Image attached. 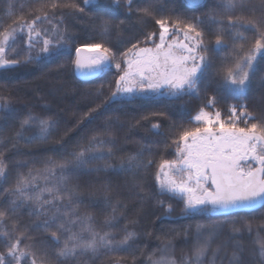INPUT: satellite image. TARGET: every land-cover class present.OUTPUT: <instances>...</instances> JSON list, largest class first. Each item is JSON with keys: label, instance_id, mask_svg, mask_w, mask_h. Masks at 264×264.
I'll use <instances>...</instances> for the list:
<instances>
[{"label": "snow or ice", "instance_id": "obj_1", "mask_svg": "<svg viewBox=\"0 0 264 264\" xmlns=\"http://www.w3.org/2000/svg\"><path fill=\"white\" fill-rule=\"evenodd\" d=\"M119 2L120 0H115V3ZM198 2L199 0H193V3ZM261 2L264 3V0ZM83 3L89 5L91 0H83ZM131 3L132 0H127L129 8ZM247 3L248 0H221L210 15V19L220 25L215 36L216 47L212 52L219 53L221 47L225 46V36L233 39L231 60L222 64L219 74L222 76L224 87L234 93L245 92L256 71L257 57L264 56V18L234 15L238 8L243 9ZM61 6L84 11V8L75 2L61 5L59 0H52L50 5L41 3L34 9L38 14L31 21H26L21 15L18 17V29L9 26L0 32V68L20 62L18 59H9L6 55L9 42H15L18 30L24 32L26 29L28 61L33 59L30 53L37 44L40 45V53H49L66 45L69 39L65 35L67 30H61L59 25L52 24L48 12L45 11L48 7L55 10ZM11 8L10 0L9 15L12 14ZM138 11L143 16H153L151 6ZM44 21L52 24V28L41 29L37 26L38 22ZM13 23L17 21L14 20ZM155 23L160 28L159 43L154 47L143 48L133 44L132 48L123 54L126 68L121 69V64L115 63L116 69L121 70L122 74L116 80V89L111 93L110 100L117 97L132 100L147 92L158 93L161 89H166L173 98L185 94L198 95V83L211 66L203 30L196 23H186L179 18L171 22L168 18H160L156 19ZM240 28L251 29L255 34L254 42L247 49L244 44L248 37L239 30ZM108 30L109 22L103 21V32ZM146 40L154 41V34H150ZM115 58V53L110 47L102 42H93L76 47L72 63L78 71L87 69L89 72H95L111 64ZM208 104L214 106L215 99L209 100ZM4 107L7 109V105ZM242 117H246L243 120L244 127L240 126ZM194 120L199 126L184 129L178 140L174 141L177 144V159L164 160L159 165L156 180L161 194L180 195L186 211L203 212L210 209L264 205V121L249 123L248 121L255 120V117L249 115L243 106L239 113L237 107L232 106L226 120L222 118L221 112L211 113L202 108ZM54 127L55 121L51 117H39L30 112L20 120L15 138L46 141ZM158 127L159 125H153V128ZM30 128L37 129L38 134L25 137V130ZM109 143L110 141L100 135H93L87 145H81L72 154L71 159L61 162L49 159L43 169H29L26 176L18 174L14 186L4 189L9 197L8 209L7 212L0 210V224L5 222L9 213L14 216L21 207L31 206L30 215L44 217L36 228L50 232L55 245L52 250L60 264H79L80 258L84 256L90 255L95 259L102 250L113 251L128 245L135 238V233L125 230L124 236L116 241L110 231H97L91 223V216L82 219L75 215L77 209L72 207V203L78 191L76 188H69L67 184V173L70 171L105 159L103 150ZM106 152L109 158L113 156L112 147H107ZM150 164V160L145 164L142 153H137L129 155L127 160L121 159L120 169L135 172ZM109 166L105 164V168ZM0 178L7 179V164L3 153H0ZM38 180L44 181L43 187L37 183ZM65 199L67 204L63 203ZM115 211L113 208V212ZM73 215L75 219L71 218ZM114 219V216L106 217L104 223L113 227ZM78 223L79 229L74 230ZM53 227L55 231H51ZM248 230L251 231L250 226ZM215 235V226L206 234L198 231L197 242L191 254H184L179 262L172 254L174 249L165 245L159 250L161 255L158 258H149L150 264H217L219 247L211 251L209 258L211 242ZM0 236L4 238L6 247V253H0V264H22L25 258H30V264H52L48 257L49 246L44 242L37 246L35 237L29 235L26 230L18 231L16 223L12 224L10 231H0ZM61 236L64 237L62 241ZM23 241L28 243H24L22 247ZM258 243L259 250L255 255L260 264H264V239ZM37 253L40 254L39 257ZM243 253L242 242L235 240L228 256V264H244Z\"/></svg>", "mask_w": 264, "mask_h": 264}, {"label": "trees", "instance_id": "obj_2", "mask_svg": "<svg viewBox=\"0 0 264 264\" xmlns=\"http://www.w3.org/2000/svg\"><path fill=\"white\" fill-rule=\"evenodd\" d=\"M9 2L10 0H0V32L9 26L18 29V17L21 15L26 21H31L38 14L34 9L41 3L50 5L52 0H11V15H9ZM68 2H75L84 8V11L79 12L63 6L55 10L48 7L45 11L48 12L52 24L61 27H64L71 18L83 19L86 25L84 36L78 35L76 38L68 39L66 45L56 50L54 54H31L33 57L31 61L27 60L28 54H15L17 48L21 46L24 48L25 42L27 43L26 29L24 32L18 30L15 42H9L7 58L18 59L19 63H24L27 73L24 75L9 73L4 76L0 74V90L4 92L3 96H0V153H3V159L7 164V179L0 178V210L7 212L9 197L4 189L14 186L18 174L26 176L29 169H43L49 159L56 162L71 159L72 154L81 145H87L89 139L98 134L106 141H110L103 150L105 159L96 160L83 168L67 173L68 187L76 188L78 191L72 203V207L77 209L75 215L82 219L91 216V223L97 231L101 233L110 231L114 239L119 241L124 236L125 230L128 231L129 225L135 222L144 209L145 203L152 205V208L155 207L156 212L148 219L143 232L128 231L136 234L128 245L113 251L102 250L95 259L90 255L84 256L80 258L79 264H142L145 257L155 248L159 235H166L190 217H209L207 214L192 216L184 211L174 218L165 216L168 205L166 206V199L162 196L166 194H161L156 175L159 165L164 160L177 159V144L174 141L178 140L179 134L184 129L194 128L193 115L211 99H215L214 107L219 109L240 103L249 115L255 117V120L250 121H264V87L254 93L243 95L242 100L238 102L236 98L222 99V93L225 92L222 82L213 77L212 79L209 77L210 80L205 75L198 83V95L185 94L173 98L160 93H151L132 100L126 97L110 100L111 93L116 89V80L107 83L104 77L108 73L113 74L114 67L88 81L78 80L73 74L72 61L75 49L88 43V38L96 35L100 19H111L117 13L130 15L136 13L137 19L141 14L139 9L151 6L153 16L141 14L142 21L137 27L139 44H142L145 36L148 37L158 30L155 21L160 15L161 17L169 15L173 20L179 18L186 23H196L204 32L206 47L212 51L215 48L216 31L220 25L214 23L210 15L221 0H202L199 4H188L184 0H132L131 8L128 7L127 0H120L119 4L115 3V0H91L89 5H85L83 0H59L61 5ZM252 5L257 11L255 17L264 16V3L261 0H248L247 5L243 9L238 8L239 11L234 15L247 16L249 9L253 10ZM14 20L17 23L14 24ZM45 23L48 22H38L37 26L40 28ZM224 25H227L226 19ZM224 42L225 46L221 47L218 54L222 57L227 54L224 61H230L233 42L229 39ZM128 46L127 44L124 47L127 49ZM14 67H17L16 64L0 68V73L4 69ZM45 81L50 87L59 89L61 95H58V98L48 97V102L46 100L44 102L40 99H31L24 92L30 84ZM103 87H107L106 94L101 96L94 94L96 88ZM224 94L228 96L227 98L231 97L227 93ZM88 99L90 101L86 106ZM22 100H26L28 104L25 108L16 109L15 102ZM4 105H7V109ZM30 112L39 117H51L55 121V127L50 130L46 141L15 138L20 120ZM153 125L159 127L153 128ZM37 134L38 130L34 128L26 129L24 133L25 137H33ZM107 147H112L113 156L110 158L107 156ZM137 153H142L145 164L149 160L151 164L135 172L122 171L121 159L127 160L129 155ZM105 164L110 166L105 168ZM57 172L59 173V170ZM37 183L41 187L44 185L43 180H38ZM63 203L67 204V199ZM113 208L116 209L115 212ZM30 210L31 206H24L18 209L14 216L9 213L5 222L0 224V231H10L12 224L16 223L18 231L26 230L29 235L35 237L37 246L40 242L48 245V257L52 264H60L52 250L55 245L50 232L36 228L44 217L30 215ZM75 215L71 218L75 219ZM113 216L114 226L109 227L104 220ZM78 229L79 223L74 226V230ZM55 230V227L51 229V231ZM63 238L61 236V241ZM24 243L28 241H23L22 247ZM0 253H6L2 236H0ZM39 255L37 253L38 257ZM22 264H30V258H25Z\"/></svg>", "mask_w": 264, "mask_h": 264}, {"label": "rangeland", "instance_id": "obj_3", "mask_svg": "<svg viewBox=\"0 0 264 264\" xmlns=\"http://www.w3.org/2000/svg\"><path fill=\"white\" fill-rule=\"evenodd\" d=\"M252 9L253 10L249 9V11L247 12L248 13L247 16H253V15L255 16V14H257L256 8L253 5H252ZM238 11L239 10H237L236 12ZM136 15H137L136 13H132V15L117 13L114 14L113 18L111 19H105V18L100 19V26L97 29L96 35L94 37L88 38V43L102 42L107 47H110L112 51L115 53V57H116L115 60L111 64L106 65L102 70L97 71V75H98V74H102L107 69H110L111 67L113 69L114 67L113 74L108 73L104 77V80L105 81L107 80V83L112 82V80L114 82L119 78V75L122 74L121 70L116 69L115 63L119 62L121 64V69L126 68V64L124 63L125 57L123 56V54L127 52L128 48L129 49L132 48L133 44H137L138 47L140 48V47H154L155 44L159 43V32H160L159 25H157L158 30L156 32H153L154 41L146 40L147 36H145L142 44L138 43L139 35L137 34L138 33L137 27L141 23L142 19H140L141 14L137 19H136ZM165 16L166 17H161L160 15V17H158L157 19L168 18L170 22L173 21L172 17H169V15H165ZM259 16L260 18H264L263 15H259ZM103 21L109 22V30L106 33L103 32ZM121 21H123V23H121ZM40 28L51 29L52 24L45 23ZM59 28L61 30L66 29L67 31L65 35L69 39H72V38H76L78 35H83L84 31L86 30V25L83 19L79 17H75L69 19V21L66 22L64 27L59 26ZM239 30L243 31L244 34L248 37V41H246L244 44L245 49H247L251 46L252 42H254L255 34L251 29L240 28ZM180 37L182 38V33L180 34ZM228 39L233 42L232 37L225 36L224 40L228 41ZM237 43H239V41ZM127 44L129 46L126 49V47L124 46ZM214 46L216 47V44H214ZM39 47L40 45L37 44V46L31 50L30 54L35 55L36 53H40ZM59 48L61 47H57L54 51H51L47 54L50 53L54 54L56 50H58ZM15 54L16 55L29 54L27 50V43L25 42L24 48L22 46L17 48V50H15ZM209 56L212 66L208 68L205 77L208 78L210 77L211 79L212 77L218 78L219 81L222 82L224 86L222 76L219 74V70L222 64L227 62L224 60L228 55L226 54L222 57V55H219L218 53H213L212 51H209ZM73 59H74V54H73ZM16 66L17 67L11 69L10 68L4 69L1 71L0 74L4 76V75H9V73L16 75L17 74L24 75L27 73L26 67H24V63H18L16 64ZM263 87H264V56H258L256 61V71L252 76L250 84L248 88L245 90V92L234 93L224 87L225 88L224 93L229 94L231 97L227 98L228 96L222 93V99L232 100L236 98L235 100H237L238 102V100H242L243 95L246 96L250 93H254L257 90L262 89ZM95 91L96 92H94V94L101 96L103 94H106L107 87H103L99 89L96 88ZM24 92L31 99L32 98L40 99L43 100L44 102L46 101L48 102V97L52 99L54 98L56 99L58 98L57 97L58 95L59 96L61 95V93H59V89L50 87L47 81H45L44 83L43 82L32 83L25 88ZM3 93L4 92L0 90V96H3ZM151 93L153 92H147L146 94L139 96H148ZM159 93L170 96L166 89H161L158 92V94ZM89 101L90 99L86 101L87 104L86 106H88ZM208 102H206V105H204L203 107L205 111L211 113H215L216 111H219L221 112L223 119L226 120L228 118L230 114V108L233 105H226L224 109H219L214 106H209ZM27 104L28 103L26 100L15 102L16 109L25 108V105ZM241 106L242 104L240 103L236 105L238 113L241 109ZM201 109H199L192 117V121L194 124L193 127L199 126L198 123L194 120V117L200 112ZM244 119L246 118L242 117L240 122L241 127L245 126V124L243 123ZM248 122L252 123V121L250 120ZM251 163L254 164V162ZM162 197L166 199L167 202L166 206L168 205L167 214L165 215L166 217L174 218L175 215L183 211L192 216H196V214L199 215L207 214L209 215V217L207 216L201 218L190 217V219L182 221L177 228L175 227L172 231L167 232L166 235H159V237L157 238L155 248L147 255V257H145L142 264H150V260H149L150 257L158 258L161 255L159 250L163 248L165 245H168L170 248L174 249V252L172 254L179 262L180 258L184 254H189V255L191 254L192 249L197 242L198 231L206 234L214 226L216 228V235L211 242L209 258L211 256V251L219 247L220 252H219V258L217 259V264H221V259L223 260V264H228V256L232 252L233 242L235 240H239L242 242L244 247V253H243L244 264H260V261L255 254L259 250L258 241L264 239V205L260 209L251 213L240 212L227 216H212L210 215L211 209L203 212L198 210L186 211L184 200L178 194L173 195L170 193H166V195ZM151 206L147 203L144 204L143 206L144 209H142L141 213L139 214L135 222L129 225L128 231L134 230L138 233L143 232L145 224L147 223L148 219L150 218V216H153L156 212V210L154 209L155 207L152 208ZM233 221L235 223H233ZM249 226L251 227L250 232L248 230ZM234 229L238 231H234Z\"/></svg>", "mask_w": 264, "mask_h": 264}, {"label": "water", "instance_id": "obj_4", "mask_svg": "<svg viewBox=\"0 0 264 264\" xmlns=\"http://www.w3.org/2000/svg\"><path fill=\"white\" fill-rule=\"evenodd\" d=\"M188 4H199L202 0H199L198 3H193V0H184ZM143 48V47H140ZM74 58H75V52H74ZM73 74L74 76L81 81H88L91 79H94L97 75V71L95 72H89L87 69L83 71H78L75 68V65L73 64ZM263 205L262 204H257L254 207H242V208H235V209H215L210 211V215L212 216H227L231 215L234 213H240V212H245V213H251L254 212L258 209H260Z\"/></svg>", "mask_w": 264, "mask_h": 264}]
</instances>
